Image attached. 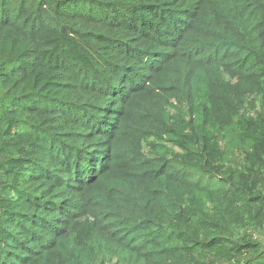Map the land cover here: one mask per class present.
Listing matches in <instances>:
<instances>
[{"label":"trees","instance_id":"obj_1","mask_svg":"<svg viewBox=\"0 0 264 264\" xmlns=\"http://www.w3.org/2000/svg\"><path fill=\"white\" fill-rule=\"evenodd\" d=\"M0 264H264V0H0Z\"/></svg>","mask_w":264,"mask_h":264},{"label":"rangeland","instance_id":"obj_2","mask_svg":"<svg viewBox=\"0 0 264 264\" xmlns=\"http://www.w3.org/2000/svg\"><path fill=\"white\" fill-rule=\"evenodd\" d=\"M173 78V77H172ZM174 85L175 86H180L181 87V84L179 83V80H178V76L174 79ZM145 115V114H144ZM146 116V115H145ZM89 219H93V218H89ZM85 220V218H82L80 221H83ZM83 229H84V232H83V236L85 239H89L92 237V234L89 230H87V227L86 226H83Z\"/></svg>","mask_w":264,"mask_h":264}]
</instances>
